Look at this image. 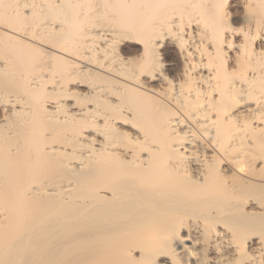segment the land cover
Masks as SVG:
<instances>
[{"label":"bare ground","instance_id":"bare-ground-1","mask_svg":"<svg viewBox=\"0 0 264 264\" xmlns=\"http://www.w3.org/2000/svg\"><path fill=\"white\" fill-rule=\"evenodd\" d=\"M0 264H264V0H0Z\"/></svg>","mask_w":264,"mask_h":264}]
</instances>
